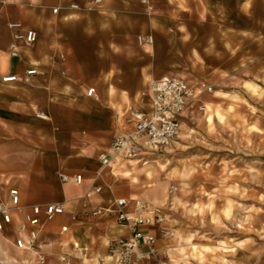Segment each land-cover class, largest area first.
<instances>
[{
    "label": "crops",
    "instance_id": "crops-1",
    "mask_svg": "<svg viewBox=\"0 0 264 264\" xmlns=\"http://www.w3.org/2000/svg\"><path fill=\"white\" fill-rule=\"evenodd\" d=\"M177 1L148 0L145 5L141 0H102L99 6H92V0H34L36 7L31 8L27 0H8V6H14L15 19L7 24L3 21L1 27L0 78L16 76L19 81H0V191L5 197L10 189H17L26 207L62 204L64 209L63 216L40 227L33 249L41 251L45 238L59 251L72 247L94 256L88 242L91 238L97 240L96 252L101 255L108 244L111 252L116 239L129 237L128 230L116 221L120 210L116 202L125 199L123 211L134 213L135 203L147 192V182L137 181L129 167L146 156L136 161L117 156L108 168L101 166L99 156L109 153L113 139L131 131L128 108L142 112L147 108L146 99L144 106L138 104V91L144 84L159 76L175 75L177 69L195 71V45L210 39L202 28L238 27L239 22L254 20V13L251 17L245 14L241 1L229 11L227 0H208L209 9L202 16L199 9L198 18L195 6L189 3L185 11ZM55 8L59 9L57 15L52 14ZM183 12L186 19L181 18ZM11 23H21L38 34L34 45L18 49L17 58L11 57L9 49ZM140 37H150L153 42L139 44ZM184 37L188 40L182 41ZM223 54L203 55L197 77L204 79L219 69L220 64L206 61L222 59ZM31 68L39 75L26 77ZM85 73L93 77L97 101L85 96L78 84ZM134 77L136 86L129 83ZM201 106L205 104L198 97L182 114L178 140L189 138L186 133L191 130H184L190 129L195 117L205 116L206 112L198 111ZM76 176L82 177L81 185L76 184ZM95 187L101 188L100 194L92 193ZM86 195L89 209L84 214L81 204ZM94 208L101 209L97 217L90 213ZM79 213L82 221L71 218ZM21 218L14 215V228L6 227L0 233L13 241Z\"/></svg>",
    "mask_w": 264,
    "mask_h": 264
},
{
    "label": "rangeland",
    "instance_id": "rangeland-1",
    "mask_svg": "<svg viewBox=\"0 0 264 264\" xmlns=\"http://www.w3.org/2000/svg\"><path fill=\"white\" fill-rule=\"evenodd\" d=\"M240 1L245 14L251 17L254 13V20L239 22L238 27L202 28L210 39L195 45V71L177 69V74L167 75L189 82L195 94L210 87L211 92L199 97L211 110L206 109L204 117H195L189 127L194 132L186 133L189 138L174 141L129 167L137 181L147 182V192L138 201L150 210H159L164 217L160 226L151 229L155 237L153 255L138 264H264V0H227L229 11ZM8 3L0 0V36L3 21L7 24L15 19L14 6ZM177 3L185 11L189 3L195 6L197 18L199 9L202 16L210 6L208 0ZM183 13L185 17L181 18L186 19L187 13ZM218 38L227 42L216 43ZM218 52L224 53L222 59L206 62L221 67L199 79L202 56ZM164 76L143 85L138 91L139 96L142 94L138 104L144 106L143 93L147 94L152 81ZM80 78L78 84L86 96L93 77L85 73ZM129 81L136 86V77ZM213 113L212 124L208 125L206 120ZM149 168L151 176L147 178ZM172 196L178 198L175 204ZM4 234L0 264H115L113 258H107L111 255L109 244L98 255L95 238H91L94 244L88 241L94 256L88 251L86 256L83 250L72 247L59 251L45 238L41 251H19Z\"/></svg>",
    "mask_w": 264,
    "mask_h": 264
},
{
    "label": "built area",
    "instance_id": "built-area-1",
    "mask_svg": "<svg viewBox=\"0 0 264 264\" xmlns=\"http://www.w3.org/2000/svg\"><path fill=\"white\" fill-rule=\"evenodd\" d=\"M27 1L28 7H36L34 0ZM101 3L102 0H92L91 5L99 6ZM141 3L146 5L148 0H141ZM71 8L77 9V6L72 5ZM58 12V8L52 10L53 15H57ZM8 28L12 33V44L9 47L12 58L18 57L20 47H30L38 40L37 32L25 29L21 23H11ZM138 42L152 44L153 41L150 37L146 39L140 37ZM37 75L39 72L36 68L27 70L25 74L26 77ZM0 81L2 84H13L18 82L19 78L2 76ZM203 92H211V88L204 87L202 92L195 94L187 81L178 77L164 76L152 81L147 90V95L151 98L152 115L149 116L137 108L130 107L127 121L131 125V132L113 139L109 153L99 156L101 166L107 168L117 156H122L126 160L141 159L171 146L181 135L182 114ZM87 96L94 97L95 91L89 89ZM198 111L204 113L205 107H199ZM38 118L42 119L40 116ZM61 179L64 182L67 180L66 177ZM82 180L81 176L75 177L77 185H81ZM100 192V187L92 190L94 194ZM87 199L86 195L81 204L84 214H87L86 210L89 209ZM116 204L120 209L116 221L128 230L129 237L116 239L113 242L110 257L114 259L115 264H138L153 255L155 237L151 229L160 226L164 222V217L159 210H150L139 201L135 203L134 214L123 211L127 206L125 199L117 200ZM90 213L93 217H97L101 214V209L94 208ZM14 215H22L13 232L14 247L21 251H29L34 248L39 228L43 223L52 220L53 217L64 215V209L62 204L26 207L21 204L17 189H10L5 197L0 191V232H4L6 227L14 228ZM80 215V213L72 215V219L77 220Z\"/></svg>",
    "mask_w": 264,
    "mask_h": 264
},
{
    "label": "bare ground",
    "instance_id": "bare-ground-1",
    "mask_svg": "<svg viewBox=\"0 0 264 264\" xmlns=\"http://www.w3.org/2000/svg\"><path fill=\"white\" fill-rule=\"evenodd\" d=\"M94 91H95V89H93ZM88 92H89V90L87 91V93L86 94H88ZM96 93V92H95ZM140 97H142V94H141V96ZM143 97L146 99V101H147V108L146 109H142L147 115H149V116H151L152 115V103H151V98H150V96L149 95H147V94H145V93H143ZM94 99L97 101L98 100V97H97V95L95 94V96H94ZM207 110H211V108H210V106H208L207 108H206ZM42 119H44L45 117L44 116H42V115H39ZM214 116H215V114L213 113V114H210L209 116H208V118H207V120H206V122H207V124L208 125H211L212 124V121H213V118H214ZM130 125V124H129ZM130 127H131V125H130ZM188 130H191V129H188V128H185V132L186 131H188ZM131 132V131H130ZM194 131H190V133H193ZM129 133V132H128ZM112 164V163H111ZM108 167H110V166H108ZM107 167V168H108ZM172 201H173V204H175V202L177 201L178 202V200H177V198H176V196H172ZM154 209V208H153ZM136 212V210L134 211V213ZM133 213V214H134ZM63 216V215H62ZM58 217H60V216H58ZM57 217H53V219L52 220H50V221H48V222H45V223H50V222H52V221H54L55 219H56ZM45 223H43V225L45 224ZM42 225V226H43ZM41 226V227H42ZM40 229V228H39ZM65 230H67V228L66 227H63V228H61V232L62 233H65L64 231ZM5 232V231H4ZM1 234L2 233H0V241L2 240L1 239ZM16 249V248H15ZM75 249H79V245H77V244H75ZM18 250V249H17ZM19 251H21V250H19Z\"/></svg>",
    "mask_w": 264,
    "mask_h": 264
}]
</instances>
